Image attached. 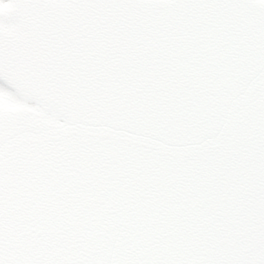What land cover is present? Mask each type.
I'll return each instance as SVG.
<instances>
[{"label": "snow or ice", "instance_id": "1", "mask_svg": "<svg viewBox=\"0 0 264 264\" xmlns=\"http://www.w3.org/2000/svg\"><path fill=\"white\" fill-rule=\"evenodd\" d=\"M13 51L79 91L34 194L5 145L37 114L0 113V264H264V0H0V92L40 106Z\"/></svg>", "mask_w": 264, "mask_h": 264}, {"label": "water", "instance_id": "2", "mask_svg": "<svg viewBox=\"0 0 264 264\" xmlns=\"http://www.w3.org/2000/svg\"><path fill=\"white\" fill-rule=\"evenodd\" d=\"M32 37H24L25 44L31 43ZM5 71L13 81L30 99L35 98L41 102L40 111H31L24 106L14 110L0 109V113L9 116H17L24 113H36L31 126L18 132L15 128H9L5 145V159L9 169L10 199L18 190L35 193L41 186V182L56 170L63 172L64 158L71 155V148L64 141V134L70 132L73 127V117L67 111V107L76 102L78 98L79 84L73 79L65 82L68 74V66L56 67L46 58L25 52L24 59L17 62L16 53L9 54ZM56 107L59 111L49 113V108ZM65 118L61 119L60 116ZM23 162V168H16L17 162ZM26 177L22 184L17 177ZM75 174V172L73 173ZM56 180L49 181V188L54 187ZM14 206V200H13Z\"/></svg>", "mask_w": 264, "mask_h": 264}, {"label": "rangeland", "instance_id": "3", "mask_svg": "<svg viewBox=\"0 0 264 264\" xmlns=\"http://www.w3.org/2000/svg\"><path fill=\"white\" fill-rule=\"evenodd\" d=\"M12 101H15V99H12L8 93L0 92V105H12Z\"/></svg>", "mask_w": 264, "mask_h": 264}]
</instances>
